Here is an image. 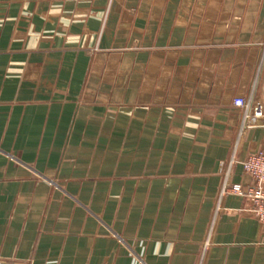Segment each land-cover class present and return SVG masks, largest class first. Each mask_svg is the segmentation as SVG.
Segmentation results:
<instances>
[{
    "label": "crops",
    "instance_id": "obj_1",
    "mask_svg": "<svg viewBox=\"0 0 264 264\" xmlns=\"http://www.w3.org/2000/svg\"><path fill=\"white\" fill-rule=\"evenodd\" d=\"M263 81L264 0H0V264H264Z\"/></svg>",
    "mask_w": 264,
    "mask_h": 264
},
{
    "label": "built area",
    "instance_id": "obj_2",
    "mask_svg": "<svg viewBox=\"0 0 264 264\" xmlns=\"http://www.w3.org/2000/svg\"><path fill=\"white\" fill-rule=\"evenodd\" d=\"M233 107L241 114L239 130L257 127L264 122V95L257 97L252 91L247 97L235 98ZM244 174L249 176L253 185L243 187L239 184L225 185L220 191V197L226 194H233L249 201L250 212L264 230V148L249 153L241 163ZM208 241L203 245L201 261L204 260Z\"/></svg>",
    "mask_w": 264,
    "mask_h": 264
},
{
    "label": "water",
    "instance_id": "obj_3",
    "mask_svg": "<svg viewBox=\"0 0 264 264\" xmlns=\"http://www.w3.org/2000/svg\"><path fill=\"white\" fill-rule=\"evenodd\" d=\"M263 95H264V81H263Z\"/></svg>",
    "mask_w": 264,
    "mask_h": 264
}]
</instances>
